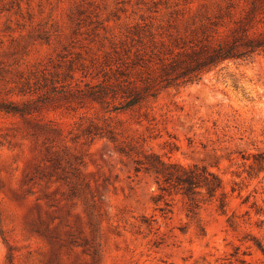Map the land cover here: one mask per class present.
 <instances>
[{"label": "rangeland", "instance_id": "374dc122", "mask_svg": "<svg viewBox=\"0 0 264 264\" xmlns=\"http://www.w3.org/2000/svg\"><path fill=\"white\" fill-rule=\"evenodd\" d=\"M166 1L0 0V99L22 98L18 71L96 51L156 9L205 2ZM261 153L264 55L132 110L62 99L27 119L0 112V264H264ZM145 154L209 165L226 210L220 196L195 215L180 195L158 201L154 175L136 172Z\"/></svg>", "mask_w": 264, "mask_h": 264}, {"label": "trees", "instance_id": "16d2710c", "mask_svg": "<svg viewBox=\"0 0 264 264\" xmlns=\"http://www.w3.org/2000/svg\"><path fill=\"white\" fill-rule=\"evenodd\" d=\"M204 1L196 11L156 9L153 16H141L114 35L108 45L100 39L96 51L88 44L85 54L78 52L52 68L18 71L15 94L22 98L0 99V112L27 119L62 99L132 110L164 89L199 83L227 63L251 62L264 55V0ZM107 135L116 141L112 130ZM256 157L254 163L261 165L264 153ZM136 163L137 173L154 175L158 201L180 195L188 213L195 215L220 196V208L226 210L230 194L222 176L209 165H183L156 154H145ZM235 191L233 187L231 192ZM257 247L264 253L261 244Z\"/></svg>", "mask_w": 264, "mask_h": 264}]
</instances>
